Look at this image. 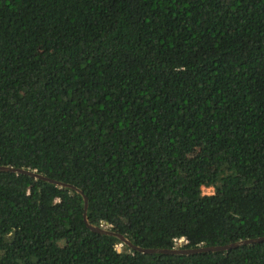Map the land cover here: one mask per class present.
<instances>
[{
    "label": "trees",
    "instance_id": "1",
    "mask_svg": "<svg viewBox=\"0 0 264 264\" xmlns=\"http://www.w3.org/2000/svg\"><path fill=\"white\" fill-rule=\"evenodd\" d=\"M0 164V264H264L88 226L264 234V0H0Z\"/></svg>",
    "mask_w": 264,
    "mask_h": 264
},
{
    "label": "water",
    "instance_id": "2",
    "mask_svg": "<svg viewBox=\"0 0 264 264\" xmlns=\"http://www.w3.org/2000/svg\"><path fill=\"white\" fill-rule=\"evenodd\" d=\"M0 169L1 170H11V171H15V172L28 173V174H31L35 177H40V178L55 182L57 184L71 186V187L75 188L77 191H79L80 193H82V190L72 183L63 182V181L51 178V177L44 175L42 173H39L35 170H31V169L20 167V166L7 165V164L6 165L0 164ZM83 197H84V209H85L83 212V216L85 218L86 206H87V197L85 195H83ZM88 226L90 228H92L93 230H96L99 232L114 234L117 237H119L123 242L127 243L130 247H132L136 250H139L142 252H148V253L164 252V253H187L188 254V253L199 252V251H208V250H212V251L213 250H225V249H229V248L238 246L240 244L254 243V242H259V241L264 240V234H263V235H259V236L248 237V238L230 241V242L223 243V244H210V245L209 244L208 245L198 244V245H194V246H173V247H146V246L134 244L128 238H126L123 233L115 231L113 229H110V227H108V222H105V224L101 223L100 225H93L91 223H88ZM181 238L183 239V237H181Z\"/></svg>",
    "mask_w": 264,
    "mask_h": 264
},
{
    "label": "rangeland",
    "instance_id": "3",
    "mask_svg": "<svg viewBox=\"0 0 264 264\" xmlns=\"http://www.w3.org/2000/svg\"><path fill=\"white\" fill-rule=\"evenodd\" d=\"M202 189H203V192H206V193L213 191V188L210 186L202 187ZM183 242H184V240L182 238H179L178 241L176 242L175 246H180Z\"/></svg>",
    "mask_w": 264,
    "mask_h": 264
}]
</instances>
